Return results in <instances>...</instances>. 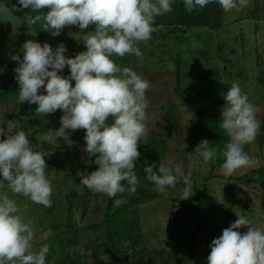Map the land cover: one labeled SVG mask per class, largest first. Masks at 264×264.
<instances>
[{"label":"rangeland","instance_id":"374dc122","mask_svg":"<svg viewBox=\"0 0 264 264\" xmlns=\"http://www.w3.org/2000/svg\"><path fill=\"white\" fill-rule=\"evenodd\" d=\"M0 3H5L9 8L18 4L17 0H0ZM220 9L222 21L229 24L227 27L219 30L190 27L185 34H181L174 26L166 30L162 28L167 17L159 16L153 25L156 31L152 38L137 45L142 56L122 57L128 63V68L150 84L146 92L148 107L144 121L148 139L152 134L166 142L168 160L172 166L179 164L185 175L190 173L192 184L199 185L201 178L209 174L219 177L208 182V197L215 208L208 209L200 216L195 214L200 217L198 224L194 209L189 207L177 208L162 198L140 201L138 226L133 235L137 241V250H132L127 241L116 248L119 256L135 252L136 257L128 261L120 260L116 264H207L213 239L219 238L222 231L230 227L239 216L246 217L253 226L264 230L260 197L263 188L260 178H264V172L259 173L264 167V142L255 139L244 146V151L255 161L254 166L242 168L232 176H225L221 167L224 161L212 168L210 162L204 164L203 158L195 152L198 144L206 140L205 136L194 128L191 112L182 108L174 92L178 83L179 92L196 101L198 97L191 95L196 86L195 72L210 65L212 60L222 62V59L227 58V75L239 81L249 102L258 108L256 118L260 123L264 112V0H250L246 8L232 13H224ZM19 12L24 14L25 11L21 9ZM13 15L16 19L10 23L0 15V128L4 129L0 142L18 131H24L33 151L45 156L48 167L45 174L53 188L52 206L46 208L23 196H13L6 186L0 188V193L8 192L10 198L15 199L23 209L25 220L32 221L35 228L32 250H39L45 244L49 246L46 264H113L109 261V252L102 238L95 236L99 227L93 233L84 231V224L89 226L102 218L101 211H93L91 206L94 203V208H101L104 199V194L94 193L79 184L81 174L90 168V157L85 151L86 130L69 133V139L74 142L71 146L62 138H57L55 143L39 139L45 132L59 129L63 113L57 110L54 114L42 117L35 113L37 105L31 112L30 108L34 104L19 102V85L14 71L18 63L11 60L13 55H20L22 59V45L28 40L38 42L41 46L47 43L53 50L63 44L66 48L65 56L74 58L78 53L86 51L83 35L93 32L91 26L94 25L83 31L78 26H67L58 36L44 31L43 39L38 40L27 25L26 16L22 17L16 12ZM6 28H9V32L5 35ZM15 39L17 44H6ZM176 67L180 70V79H176ZM58 74L67 77L70 75L69 69L65 67ZM222 78L226 80L225 76ZM228 82L233 84L232 81ZM70 83L72 86L75 84L74 81ZM38 94L46 95V92L41 88ZM200 103L220 113L224 107L208 96H202ZM7 113L18 114L22 121L8 118ZM32 113L40 119L36 120ZM172 113L175 119L173 132L167 125V119H170ZM109 120L111 124V117ZM9 121L17 127L9 128ZM229 140L227 135V143ZM4 183L7 184L6 181ZM178 187H183L182 181L174 188H167L165 194L179 193ZM229 193L237 202L232 207L229 222L225 224L221 208L231 201ZM67 207H70L69 214L66 212ZM68 224L76 228L71 233H64ZM174 225L178 226V233L175 230L171 232ZM238 231L243 234L247 228L242 227Z\"/></svg>","mask_w":264,"mask_h":264},{"label":"clouds","instance_id":"9594fccd","mask_svg":"<svg viewBox=\"0 0 264 264\" xmlns=\"http://www.w3.org/2000/svg\"><path fill=\"white\" fill-rule=\"evenodd\" d=\"M249 2L183 0L189 12L218 3L224 13H232L243 10ZM17 3L20 8L0 3V15L9 23L16 19L13 12L31 9L41 14L27 16V25L43 21V31L52 30L53 36H58L67 26H78L81 31L95 26L93 32L83 35L86 51L74 58L65 56L63 44L53 50L47 43L41 46L33 40L24 42L22 59L20 55L11 56L18 63L14 69L19 85L18 100L21 104L37 105L35 113L42 117L57 110L63 113L59 129L45 132L41 140L55 143L57 138H62L71 146L74 142L69 139V133L86 130L85 151L89 157H95L98 168L81 179L80 185L109 198L126 191L134 194L140 183L134 170L141 155L138 146L148 136L144 121L150 84L130 68L117 66L111 57H141L137 45L152 38L156 18L173 11V0H17ZM43 9L47 12L43 13ZM65 67L70 75L62 77L58 73ZM71 81L75 82L74 86ZM41 88L46 95L38 94ZM224 100L220 127L230 140L221 167L225 176H232L255 164L244 146L254 142L258 134V108L249 102L239 81L227 90ZM15 127L9 121V128ZM0 135L4 136L3 128ZM209 144L202 140L195 148L206 165L216 159V151ZM44 157L33 151L24 131L5 138L0 142V188L6 186L13 196L51 207L53 188L45 174L48 167ZM155 167L153 164L144 169L145 178L155 185V191L163 194L182 181L185 187L180 200L193 195L191 174L185 175L179 164L169 167L162 163L157 171ZM124 181L127 188L121 183ZM124 203L123 199H115L117 207ZM242 227L247 228L243 234L238 231ZM34 239L32 221L25 220L23 209L8 192L0 193V264H46L49 246L45 244L33 251ZM210 247L207 264H264V230L253 226L244 216H239L219 238L213 239Z\"/></svg>","mask_w":264,"mask_h":264},{"label":"trees","instance_id":"16d2710c","mask_svg":"<svg viewBox=\"0 0 264 264\" xmlns=\"http://www.w3.org/2000/svg\"><path fill=\"white\" fill-rule=\"evenodd\" d=\"M15 6L17 8H20L19 4ZM172 9V12L165 14V17H167V21L166 24L163 23L164 25L162 26V28H165V30L166 28L169 29V27L174 26V28L179 30L181 34H185L186 31L190 29V27H198V29L219 30L229 25L225 21H222L223 14L218 3H211L203 9H196L192 12H189L186 10L183 0H173ZM24 11V14H21L19 11L15 12L17 13V15H25L26 17L29 15L35 16L41 14L33 12L31 9H24ZM42 12L46 13L47 9H43ZM42 24L43 21H40L36 25L30 26V30L38 40L43 39L42 35L44 31L42 28ZM91 28L93 31L95 30L94 26H91ZM8 29L9 28H6L5 35L8 34ZM3 32L4 31L2 30L1 33ZM50 33L51 32L46 31V34ZM8 43L17 44V39L11 42H6V44ZM111 59L116 63L117 66L121 68L128 67V63L122 57H111ZM3 62H5V60H3ZM209 63L210 65H208L204 69L195 72L194 78L196 79V86L193 89L191 95H195L196 97H198L196 101L190 97H185L184 95H182L179 92L180 86L178 85V83L175 85L176 88L174 89V92L176 95H178V103L183 106L182 108L187 112H191V115L193 116L194 128L204 134L205 139L210 143L209 147L216 151L215 162H210V166L213 168L224 161L223 152L226 150L225 146L227 144V134L220 127V124L222 123L221 113L218 110H212L209 107L202 106L200 103L201 98L202 96H208V98L216 102V104L225 105L226 102L224 100V97L227 90L231 87V84L228 81H232L234 83L236 82V80L231 79L229 75H227V58L222 59V62L212 60ZM176 71V79H180L181 74L178 67H176ZM222 76H225L226 80H224ZM35 106L36 105L34 104L30 108L31 112L33 111V109H35ZM6 116H8V118L22 121V118L18 114L14 115L7 113ZM33 117L36 120L40 119L34 114ZM172 117L173 113L171 114L170 119H167V125L171 132H173V130L175 131V129L172 128L175 125V119L173 120ZM109 122L110 120H108V123ZM256 140L260 143L264 142V112L261 114L259 132L256 136ZM167 147L168 146L166 142L163 139H160L158 135L150 134V139H148L147 141L142 140L140 142V145L138 146V151L141 155L136 161L134 169L140 180L136 192L134 194H130L126 191L122 194H118L114 198H109L104 194V199L102 201L103 206L101 208H94V203L91 206L93 211H101L102 218L99 220V222L90 223L89 226L87 224H84V231L87 230L88 232L93 233L95 231V228L99 227L95 232V236L102 238V241L107 246L109 252V261L113 264H116L123 259H125V261H128L136 257L135 252L127 256H119L116 253V248L122 242L127 241V244L131 246L132 250H137V241L133 238V235L138 226V210L140 201L162 198L166 201H170L171 204L177 208L186 206L191 210L194 209V215L198 214L199 216L201 214H204V212L208 209L214 210L215 208L213 201H210V197H208V182H210V180H212L213 178H218L219 176L217 175L209 174L206 177L201 178V182L199 183V185L192 184L191 191L193 195L187 200H180L184 184L183 187H178L179 193H175V195H172L170 193L161 194L155 191V185L145 178L146 174L144 172V169L145 167L154 164L156 166L154 171H157L160 164L162 163L165 164V166L172 167V163L169 164V160L167 157L169 153ZM94 161L95 157H90V168H88L86 172L81 174L82 179L83 177L85 178L87 175H90L93 171L97 170L98 166L94 163ZM262 172H264V167L259 173ZM209 173L211 172L209 171ZM260 180L263 186L260 195L262 206L261 208L263 209L264 213V178L261 177ZM121 183L125 186V188H127L126 181ZM71 194L73 196L76 195L75 193ZM229 196L231 201L229 203H225L221 208V216H223L222 221L225 224L229 222L232 207L234 203L237 202L234 201L235 197L231 195V193H229ZM115 199H123L126 201V203L117 207L115 206ZM239 203L240 202H238V204ZM66 212L67 214L70 213V207L66 208ZM195 216V220L198 224L200 221V217H198L197 215ZM74 228L76 227L68 224L63 232L71 233L74 231ZM170 230L171 232L174 230L177 232L178 226L174 225ZM60 233L61 232H57V234ZM33 251L38 250L33 249Z\"/></svg>","mask_w":264,"mask_h":264}]
</instances>
